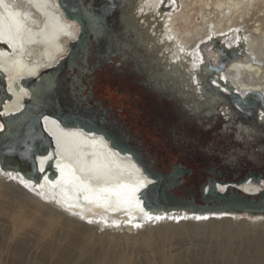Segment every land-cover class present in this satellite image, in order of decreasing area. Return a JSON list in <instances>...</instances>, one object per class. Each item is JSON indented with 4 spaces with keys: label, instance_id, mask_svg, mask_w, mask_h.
Returning <instances> with one entry per match:
<instances>
[{
    "label": "bare ground",
    "instance_id": "bare-ground-1",
    "mask_svg": "<svg viewBox=\"0 0 264 264\" xmlns=\"http://www.w3.org/2000/svg\"><path fill=\"white\" fill-rule=\"evenodd\" d=\"M118 1L120 15L110 22L108 19L104 25L109 46L99 51L102 64L81 79L85 89L80 97L86 94L85 77L89 78L92 90V97L86 96L83 100L84 106L90 105L93 112L104 109L100 100H92L91 105L88 99L94 97V73L109 61V53L121 62L131 58L133 72L138 73L137 80L148 87L149 93L170 101L181 112L182 119L196 123L203 134L222 124L225 132L221 134H230L240 124L250 137H261L264 142L261 118L264 109L258 102L249 104L247 100L252 93L260 92L264 105V0ZM0 23V41L10 46L8 50L0 47V73L7 93L4 97L0 93V138L5 136L0 142L7 143L2 149L10 150L30 168V147L44 141L46 136L48 140L44 142L48 144V156L54 153L55 158L48 159L43 153L44 148L36 149L34 158L39 168L53 161L55 174L63 179L58 183H40L34 189L30 181L25 186L26 179L20 172L4 170L0 166V181L7 183V191L12 197L14 194L10 188H22L41 203H49L57 212L66 214L70 223L80 226L77 231L81 233L83 230L82 235L87 236L85 239L102 240L101 236L116 233L125 242L137 239L142 247L156 251L154 256L141 261L113 253L96 258L94 264H264V229L252 230L264 227V214L197 213L181 209L154 213L143 207L142 197L122 193L125 182L137 188L141 181H153L154 177L145 175L132 155L112 147L99 131L68 127L47 114H43L38 123L31 119L33 123L28 127L22 126L19 119H10L6 123L7 116L22 111L26 98L33 97L37 102L48 104V84L31 91L21 85L20 80L38 77L41 71L56 67L68 53L67 42L77 37L79 29L75 21L63 15L56 0H3ZM4 24L10 26L6 25L8 31L2 32L7 28ZM92 26L96 29L100 24L96 21ZM128 33L132 36L129 37ZM215 39L224 49H234L237 53L226 56V64L218 72L211 66L219 65L224 58L211 44ZM114 45L119 52H114ZM73 72H76L74 66ZM227 81L242 99L231 96L225 85ZM108 116L107 113L110 120ZM91 117L97 116L92 113ZM42 135L43 138L38 140L37 137ZM26 143L30 146L24 147ZM146 156L152 159L148 152ZM183 174L178 176L179 181ZM109 179L111 181H107ZM182 181L172 188L180 186ZM227 182L231 181H217L215 189L223 194L232 190L236 195H251L254 199L264 193V179L254 182L239 180L229 187ZM204 185L202 193L208 196L209 187L207 183ZM121 194L134 198L130 203H121ZM4 196L3 191L0 193V220L10 221L12 232L0 234V264L86 262L81 256L85 252L81 244L83 236L78 232L71 235L64 230L55 231L56 223H61V228L68 227V222L59 217L42 216L32 223L38 227L34 244L25 236L15 234L17 226L23 229L32 226L28 221L31 218H17L15 210L8 206L10 201ZM217 200L212 198L208 203L214 204ZM145 212L165 218L149 220ZM197 216L207 219L198 220ZM206 225L208 227L204 228ZM186 235L189 238L190 235H208L213 241L206 246L194 244L190 248H180L179 245L174 253L164 248L172 240L182 245ZM116 246V243L111 245L114 249Z\"/></svg>",
    "mask_w": 264,
    "mask_h": 264
},
{
    "label": "water",
    "instance_id": "water-1",
    "mask_svg": "<svg viewBox=\"0 0 264 264\" xmlns=\"http://www.w3.org/2000/svg\"><path fill=\"white\" fill-rule=\"evenodd\" d=\"M58 7L61 9L63 15L70 20L77 23L78 34L77 37L68 41V53L65 57H62L56 67L53 69L47 68L45 71H41L38 77L34 78H22L20 80L21 85H26L31 91L37 90L40 87H45L48 84L46 92L48 94V104L37 102L35 98H26L25 105L19 113L15 115L7 116L4 121L8 123L10 119H19L22 126H31V119H35L39 122L40 117L43 114L54 117L57 121L62 122L63 125L68 127L79 126L83 130L99 131L107 138L110 145L118 151L125 153L126 155H132L137 163H139L147 176L154 177L153 183L148 184L147 188L141 189L142 192L133 193L132 188L135 186L129 185L125 182L123 186V192H129L130 195H137L140 200L143 199V207L150 209L154 213L169 212L173 209L186 210L188 212L197 213H243L246 215L254 216L257 214H264L263 194L256 199L241 195H236L229 190L228 194L219 193L216 189V183L219 180L231 181L227 182V185H231L235 181H258L264 179V170L258 168V171H249L243 177L239 178L241 173L236 170L232 173H227L225 167L222 164H217L211 167L207 173L209 177L206 178V183L209 187L210 195L205 196L202 193L205 183L199 185L200 199L194 201L193 195L187 197H177L170 193V189L174 184L181 183L178 180V176L181 173L190 174L191 170L185 168L180 164H174L170 166L169 170L159 171L153 167L154 161L147 157L144 148L138 142L132 143V135L123 129L122 124H117L115 120L107 119V112L104 109L98 111L92 110L90 105H83V100L87 97H92L91 85L88 83L89 78L85 77L87 83V93L80 97L81 91L85 89L81 85L82 77L86 74H90L99 65L102 64L99 51L106 49L108 45L109 35L106 33V23L112 20L115 16L120 15V2L118 0H56ZM113 11V13H111ZM107 17V18H106ZM99 22V28L94 29L92 26L94 22ZM10 26V24H6ZM5 24L4 27H7ZM105 25V26H104ZM2 26V28H3ZM1 27V23H0ZM104 28L103 32L102 29ZM7 28H3L2 32H5ZM5 46H4V45ZM213 47L218 48L221 51L222 59L219 65H212L216 72L223 69L225 66L226 56H234V49H224L218 41L215 39L211 42ZM0 47H6L4 49H10V46L4 41H0ZM240 52L243 49L240 48ZM89 58V60H88ZM91 58L94 60L91 61ZM79 63V64H78ZM73 66L76 68V72H73ZM212 71V69H211ZM212 75L208 76V83L211 81ZM4 77L0 73V93L4 97L6 95L5 84L3 83ZM53 80V81H52ZM226 87L229 89L231 96L233 95L237 99H242L238 93L231 89L230 83L226 82ZM248 103L258 102L264 109L262 95L260 92H254L247 98ZM35 108V109H33ZM94 113L97 117L92 118L91 114ZM70 119V120H69ZM19 124V123H18ZM242 128V129H241ZM90 134V132H89ZM1 136L0 141L2 140ZM38 140L43 138L37 137ZM233 142L236 152L248 151L251 154L264 153V142L257 136L250 137L247 130H243V127L238 124L233 132ZM48 140L46 136L44 141ZM44 141L37 143L35 146L30 147L29 163L30 168H27L24 162L19 161L10 150L2 149V145L7 144L3 141L0 142V166L4 170H12L20 172L27 181H30L34 189L40 183L51 182L57 183L63 179L55 174L56 167H54L53 161H48L47 166L43 165V171L39 168L38 163L35 160L36 149L44 148V154L49 155L48 144ZM26 143L24 147H29ZM50 146V144H49ZM2 149V150H1ZM242 153V152H241ZM240 153V154H241ZM48 159L53 160L55 154L48 156ZM35 160V162H34ZM45 168H47L45 170ZM230 176V177H227ZM57 177V178H56ZM175 177V181H174ZM227 177V178H226ZM177 178V179H176ZM107 181H111L110 179ZM30 186V185H29ZM38 186V187H39ZM103 190V189H102ZM101 192V190H99ZM116 192L119 193L116 189ZM130 195H119V201L121 203H130ZM218 199L214 204H209V199Z\"/></svg>",
    "mask_w": 264,
    "mask_h": 264
},
{
    "label": "rangeland",
    "instance_id": "rangeland-1",
    "mask_svg": "<svg viewBox=\"0 0 264 264\" xmlns=\"http://www.w3.org/2000/svg\"><path fill=\"white\" fill-rule=\"evenodd\" d=\"M128 34L129 37L132 36L131 33ZM113 49L116 52L117 45H114ZM108 56L110 62L107 61L101 69L94 73L92 80L94 97L88 99V103L93 105V101L100 100L101 106L109 114L108 118L116 120L119 125L122 124L123 129L132 135V143L139 142L145 152L149 153L156 170L166 171L174 164L191 169L190 174L182 175L184 182L182 181L180 186L170 189L171 194L187 198L194 194V199L199 200V185L206 183L205 179L209 177L207 171L217 164H222L228 174L238 170L242 177L249 171H258L257 169L260 167L264 170V153L251 154L248 151H241L240 154L236 152L232 138L233 133L214 134V130H212L203 134V130L196 123L182 119L181 112L176 110L170 101L161 100L149 93L148 87L137 80L138 73L133 72L131 58L121 62L118 57L112 54L108 53ZM87 89L85 93H87ZM7 187L6 182L0 181V193L5 192L4 199L10 201L8 206L11 210H15L17 218L27 219L30 217L31 219L28 221L32 225L36 219L42 216L59 217L62 221L68 222V227L61 228V223H56L55 231L64 230L65 233L71 235L78 232L80 236L82 235L83 230L81 233L77 231L81 228L80 226L73 222L70 223L66 214L57 212L49 203L44 201V204L41 203L22 188L16 190L10 188L14 194L12 197L7 191ZM207 227V225L204 226V228ZM36 228L38 227L35 224L24 229L17 226L15 234L25 236L31 240L30 243L34 244L38 238ZM262 228L264 229V227H255L252 230L256 232L263 230ZM28 230L31 232L27 233ZM6 231L12 232L10 221L0 220V234H4ZM82 236L84 239L81 240V244L85 247V252L81 256L83 260H86L84 264H94L96 258L107 257L113 253L115 256H129L134 261H141L147 256L156 254V251L142 247L140 240L125 242L116 233L101 236L102 240H97L94 237L85 239L87 236ZM212 241L213 238L208 235L195 237L190 235V238L189 235H186L182 245L172 240L164 248L174 253L179 247L190 248L194 244L206 246ZM114 242L118 246L115 249L111 247L112 244H115ZM72 264H78V262Z\"/></svg>",
    "mask_w": 264,
    "mask_h": 264
},
{
    "label": "snow or ice",
    "instance_id": "snow-or-ice-1",
    "mask_svg": "<svg viewBox=\"0 0 264 264\" xmlns=\"http://www.w3.org/2000/svg\"><path fill=\"white\" fill-rule=\"evenodd\" d=\"M2 3H3V0H0V4H2ZM5 7L7 8L8 6L5 5ZM17 15H19V14H17ZM210 39H211V37H210ZM261 118H262V122H264V113H261ZM41 171H43V168H41ZM22 182H24V181H22ZM24 183H25V186L27 187V182H24ZM151 183H153V181H151V180H147V182L141 181L140 184H139V187L133 188L132 191H133V193L139 192L140 189L147 188L148 184H151ZM144 215L149 220H151V219L161 220V219L165 218V217H162V216H152L148 212H145ZM169 218H172V217H169ZM195 218L198 219V220L199 219H207V217H201V216H197ZM89 222L91 223V221H89ZM136 226L139 227V225H136Z\"/></svg>",
    "mask_w": 264,
    "mask_h": 264
},
{
    "label": "trees",
    "instance_id": "trees-1",
    "mask_svg": "<svg viewBox=\"0 0 264 264\" xmlns=\"http://www.w3.org/2000/svg\"><path fill=\"white\" fill-rule=\"evenodd\" d=\"M226 125V124H225ZM223 126H224V124H222L221 126H219V127H217L214 131H213V133L215 134V133H221L222 131H224L225 132V130L223 129ZM211 128V126L208 128V129H210ZM206 180V179H205Z\"/></svg>",
    "mask_w": 264,
    "mask_h": 264
},
{
    "label": "flooded vegetation",
    "instance_id": "flooded-vegetation-1",
    "mask_svg": "<svg viewBox=\"0 0 264 264\" xmlns=\"http://www.w3.org/2000/svg\"><path fill=\"white\" fill-rule=\"evenodd\" d=\"M109 115V114H108ZM114 120V119H113ZM191 170V169H190Z\"/></svg>",
    "mask_w": 264,
    "mask_h": 264
}]
</instances>
